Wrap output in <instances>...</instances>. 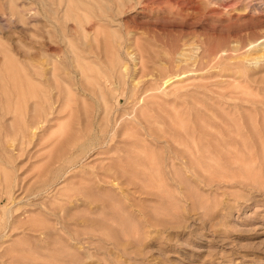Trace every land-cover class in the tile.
Listing matches in <instances>:
<instances>
[{
	"label": "rangeland",
	"instance_id": "rangeland-1",
	"mask_svg": "<svg viewBox=\"0 0 264 264\" xmlns=\"http://www.w3.org/2000/svg\"><path fill=\"white\" fill-rule=\"evenodd\" d=\"M119 1L118 37L62 67L39 2L0 0V260L264 264V0ZM148 50L178 76L144 77Z\"/></svg>",
	"mask_w": 264,
	"mask_h": 264
},
{
	"label": "bare ground",
	"instance_id": "bare-ground-1",
	"mask_svg": "<svg viewBox=\"0 0 264 264\" xmlns=\"http://www.w3.org/2000/svg\"><path fill=\"white\" fill-rule=\"evenodd\" d=\"M39 2L38 7H35L36 5H34L33 7H31L30 9H28V14L25 13L26 15V19L30 20L32 22H35L37 24H39L41 26V28H48V30H45V34H43V30L42 32L39 30V32H41V34L37 35V40H34V45L36 48H38V50L42 51L43 53H48L49 54V61L48 65H55L54 61H59V55L62 54L63 58H64V64L62 63L61 66H65L67 65V63L70 62V60L67 59V55L68 53H71L74 57V61H79L83 60V58H80V53H82V57L83 54H86L88 56H100L99 50L100 48H98L99 46L101 47V44H99L98 40H99V33L101 32L100 30H105L109 28V31L111 29V33H109L108 38H110L112 41H114V39L116 37H118V33L116 34V29H119L121 27V22H119L118 17L120 16V10L123 8H121L120 10L117 9V11H119L118 13L115 12V10L111 9L112 7V3H115L114 1L117 0H37ZM126 1V0H125ZM129 3V0H127ZM138 1V0H137ZM143 1V0H142ZM121 2V0L119 1ZM127 3V2H126ZM125 3V4H126ZM107 4H110L111 8L108 7ZM117 2L115 3L116 6ZM120 4V3H119ZM21 7V6H20ZM122 7V6H121ZM134 7V6H131ZM41 9V13L40 15L42 16L40 19L39 14H37V12H35L37 9ZM120 8V7H119ZM16 9V8H15ZM133 9V8H132ZM127 10V9H126ZM129 10V9H128ZM127 10V11H128ZM24 12H26V7L23 10ZM32 11H34L32 13ZM17 14H20L21 12L15 11ZM21 15V14H20ZM119 15V16H118ZM118 16V17H117ZM125 23V21H124ZM124 28L127 29V27L125 25H123ZM58 28H60V32H64L65 35L63 34L62 37L59 39V37H57L56 35V30H58ZM122 28V27H121ZM62 29V31H61ZM115 29V31H113ZM123 29V28H122ZM125 29V30H126ZM19 30V29H18ZM55 30V31H54ZM22 31V30H21ZM36 32V30H35ZM23 33V32H22ZM103 33V32H102ZM24 34V33H23ZM37 34V33H36ZM101 34V33H100ZM61 35V34H60ZM103 35V34H101ZM125 35V34H124ZM129 35V34H128ZM21 37V36H20ZM127 37V36H126ZM133 37V36H132ZM131 37V39H132ZM103 39V38H102ZM131 39H127V40H131ZM15 40V39H14ZM104 40V39H103ZM126 40V41H127ZM13 41V40H12ZM100 41V40H99ZM135 42V40H132V42ZM104 42V41H103ZM102 42V43H103ZM16 43V42H15ZM77 43V44H76ZM116 43V42H115ZM112 43V42H108L106 40V43H104L105 45V49H104V53H105V57H106V62L105 59H102L101 61L104 60L105 63H107L109 66L108 67H114L115 62H117V56L119 52L116 51V44ZM131 43V42H130ZM129 43V44H130ZM18 44V43H17ZM32 44V45H33ZM115 44V45H114ZM132 45V44H131ZM130 45V46H131ZM174 45V44H173ZM129 46V47H130ZM138 46V45H137ZM183 46V44H182ZM12 48V47H11ZM10 48V49H11ZM16 48V47H15ZM103 49V48H102ZM133 49L136 51L137 49L134 48V43H133ZM148 49V48H147ZM177 49V48H176ZM118 50V49H117ZM131 50V49H130ZM139 50V49H138ZM102 51V50H100ZM19 52V51H18ZM137 52V51H136ZM147 52V51H146ZM149 52V59L152 57L153 51H151L152 53H150V50H148ZM12 53V52H11ZM14 53V52H13ZM40 53V52H39ZM42 53V54H43ZM144 53V52H142ZM174 53V52H173ZM4 54V53H3ZM37 54V53H36ZM47 54V55H48ZM103 54V52L101 53ZM133 54V53H131ZM148 54V53H147ZM154 54V53H153ZM180 54V53H179ZM45 55V54H44ZM80 55V56H78ZM139 55V54H138ZM173 55V54H172ZM15 56V55H14ZM139 56H143L142 54ZM148 56V55H147ZM156 54L152 57V61L155 59L157 60V58H155ZM163 56V55H162ZM102 57V55H101ZM104 57V55H103ZM146 57V56H145ZM6 58V57H5ZM9 58V56H8ZM97 58V57H96ZM140 58V57H139ZM144 59V58H143ZM148 59V58H146ZM8 60L9 63H14L11 59V61L9 59ZM5 60V61H6ZM84 60H86V58H84ZM140 60V59H139ZM26 61V60H25ZM63 60H61L62 62ZM96 61V60H95ZM119 61V59H118ZM250 61V60H249ZM16 62V61H15ZM19 62V61H18ZM24 62V61H23ZM85 62V61H82ZM82 62L80 63V65L82 64ZM97 62V61H96ZM100 62V61H99ZM103 62V63H104ZM138 62V61H137ZM159 59L157 60V62L153 61V62H149L154 70L153 74L151 73V70L149 71V73L151 74H146V76L144 77H151L155 79V82H160V81H164L165 83H169V81L171 79H173V76L176 77L178 75L173 74L174 70L171 71V64L167 63L168 67H164L163 65H161L163 68L161 67H157V65L161 62H159ZM59 63V62H58ZM76 63V62H75ZM86 63V62H85ZM85 63L83 64V68L85 66ZM104 63V64H105ZM120 63V62H119ZM158 63V64H156ZM184 63V62H183ZM1 64V63H0ZM36 64V63H35ZM139 64V63H137ZM186 64V63H185ZM76 65L78 66V62L76 63ZM118 65V62L116 64V66ZM120 65V64H119ZM150 65V66H151ZM179 65V64H178ZM183 65V64H182ZM10 66V65H9ZM76 66V67H77ZM88 66V65H87ZM125 66V65H124ZM148 66V65H147ZM149 66V67H150ZM236 66V65H235ZM48 67V66H47ZM82 67V65H81ZM118 67V66H117ZM113 68V69H117ZM123 68V65H121L118 68ZM126 67V66H125ZM139 67V66H138ZM231 67V66H230ZM79 70L78 72L81 70V68L78 66L77 67ZM121 68V69H122ZM59 69V67H58ZM85 69V68H84ZM84 69H82L83 71H85ZM88 69V67H87ZM86 69V70H87ZM107 69V68H105ZM112 69V68H111ZM111 70L113 72L116 73V71ZM148 69V67H147ZM126 70V69H125ZM157 70L156 74H158L157 76L154 75L155 71ZM110 71V73H111ZM88 72V70L86 71ZM118 72V71H117ZM173 72V73H171ZM81 73V72H80ZM79 73V74H80ZM84 73V72H83ZM123 72L121 71V74ZM125 73V71H124ZM123 73V74H124ZM112 74V73H111ZM117 74V73H116ZM115 74V75H116ZM81 75V74H80ZM79 75V77H80ZM82 76V75H81ZM154 76V77H153ZM83 78V77H82ZM116 78V77H115ZM121 78V75H120ZM126 78V77H125ZM143 78V76H142ZM180 78V77H179ZM88 80V79H87ZM122 80V79H119ZM146 80V79H145ZM160 80V81H159ZM181 80V79H180ZM85 81V78H84ZM97 78L95 79V84H96ZM140 81V80H139ZM137 82V81H136ZM171 82V81H170ZM122 83V82H120ZM135 83V82H133ZM180 83V82H179ZM114 84V82H113ZM135 85V84H134ZM137 85V84H136ZM155 85V84H154ZM179 85V84H178ZM106 86V85H105ZM110 86H112L110 84ZM133 86V85H131ZM155 87V86H154ZM165 87V86H164ZM108 89V88H107ZM152 89V88H151ZM155 89V88H154ZM153 94V93H152ZM56 98H51V103L54 104L57 101ZM113 101V100H110ZM124 101V100H123ZM60 102V101H59ZM114 106H116L118 104V102H113ZM184 103V102H183ZM49 115L53 116L55 115V109L54 107L50 106L49 108ZM42 113V112H41ZM57 114V113H56ZM106 114L107 111L104 110L103 115H101V119L104 120L106 118ZM36 117V116H35ZM38 117V116H37ZM38 119V118H37ZM88 120V119H87ZM86 120V121H87ZM90 120V119H89ZM35 121V120H34ZM32 122L30 125V132L31 134L34 136L35 132L39 129H42V127H44L45 125H47L50 121L48 118L46 117H42L39 120H37L36 122ZM110 121V120H109ZM142 121V120H141ZM88 122V121H87ZM91 122V121H89ZM110 123V122H109ZM85 124V123H84ZM88 124V123H87ZM105 124V123H104ZM103 124V125H104ZM84 126V125H83ZM107 126V125H106ZM105 126V127H106ZM84 128V127H83ZM87 128V127H86ZM103 128V127H102ZM84 130V129H83ZM83 132V131H82ZM86 132V130H85ZM31 135V136H32ZM78 139H74V141L72 142L73 144L75 143V141ZM27 141V140H26ZM2 235V234H1ZM5 235L0 236V238H4ZM19 257V255H17ZM4 263H10V264H28L24 258H15L14 260H10L8 262L4 261V260H0V264H4Z\"/></svg>",
	"mask_w": 264,
	"mask_h": 264
}]
</instances>
